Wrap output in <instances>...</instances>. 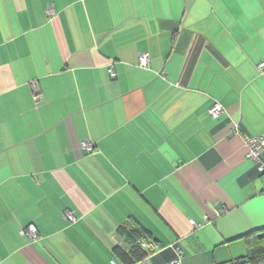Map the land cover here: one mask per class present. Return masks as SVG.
<instances>
[{"label": "crops", "instance_id": "1", "mask_svg": "<svg viewBox=\"0 0 264 264\" xmlns=\"http://www.w3.org/2000/svg\"><path fill=\"white\" fill-rule=\"evenodd\" d=\"M261 63L264 0H0V264H238Z\"/></svg>", "mask_w": 264, "mask_h": 264}, {"label": "built area", "instance_id": "2", "mask_svg": "<svg viewBox=\"0 0 264 264\" xmlns=\"http://www.w3.org/2000/svg\"><path fill=\"white\" fill-rule=\"evenodd\" d=\"M48 15H50V11H47ZM139 64L141 67H145L147 65V59L145 57H140L139 59ZM260 70L264 69V63H261L260 65H258ZM109 73L112 74V69L109 70ZM35 101H38L39 99V95H34L33 98ZM224 109L222 106H220L219 104H214L208 111V114L213 117V118H217L219 117L222 113H223ZM244 143L247 149V157L248 159H250L251 161L256 162V164H258L257 168L259 170V172L264 173V164H260V156L264 150V138L262 137H255V138H248V137H244ZM81 148L82 150L89 152L93 149L92 145L90 143H82L81 144ZM220 213L218 212H214V217H219ZM64 217L69 220V221H73L74 217L70 212H65L64 213ZM205 221H207V218H204ZM21 236L22 237H27L30 239H33L35 237V235L37 234V229L34 225H28L25 228H23L21 230ZM143 246L145 248H148L147 243H143ZM111 264H115L114 262H112ZM173 264H179V261L177 260L176 262H173Z\"/></svg>", "mask_w": 264, "mask_h": 264}, {"label": "trees", "instance_id": "3", "mask_svg": "<svg viewBox=\"0 0 264 264\" xmlns=\"http://www.w3.org/2000/svg\"><path fill=\"white\" fill-rule=\"evenodd\" d=\"M125 239L130 244L133 260L143 257V249L140 242V234L135 231H124ZM247 245V252L243 258L236 260L238 264H264V228L254 230L243 236ZM119 255V251L116 249ZM145 252V251H144ZM127 263L132 261L127 260Z\"/></svg>", "mask_w": 264, "mask_h": 264}]
</instances>
